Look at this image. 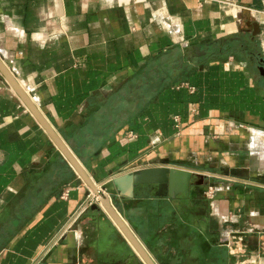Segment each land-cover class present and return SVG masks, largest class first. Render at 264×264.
<instances>
[{
	"label": "crops",
	"instance_id": "obj_1",
	"mask_svg": "<svg viewBox=\"0 0 264 264\" xmlns=\"http://www.w3.org/2000/svg\"><path fill=\"white\" fill-rule=\"evenodd\" d=\"M255 22L264 0H0V57L97 187L194 173L114 199L156 264H264ZM90 192L0 71V264H145Z\"/></svg>",
	"mask_w": 264,
	"mask_h": 264
},
{
	"label": "water",
	"instance_id": "obj_2",
	"mask_svg": "<svg viewBox=\"0 0 264 264\" xmlns=\"http://www.w3.org/2000/svg\"><path fill=\"white\" fill-rule=\"evenodd\" d=\"M254 28L258 29L259 32L261 31V26L258 22H255ZM259 32L256 33L255 36L259 35ZM4 53L5 52L0 50V56L3 57ZM6 63L11 66L9 60H6ZM0 71L13 86L29 111L51 136L57 147L63 153L65 160H67L72 165L79 176L90 186V193L101 196L102 206L94 204L92 205V209H103L105 212H107L126 240L132 245L136 253L142 258L144 263L156 264L133 228L117 210L116 206L114 205V199L117 197L134 199L138 190L143 186H158V194L160 196H166L168 193L173 196V193H175L178 188L181 189L185 194H188L194 173L178 168H147L117 176L112 180L102 184L100 187H97L91 181L72 150L68 147L62 137L54 130L38 107L34 104L30 96L17 81L16 77L10 71L1 57ZM259 72L264 79V62L259 66Z\"/></svg>",
	"mask_w": 264,
	"mask_h": 264
},
{
	"label": "built area",
	"instance_id": "obj_3",
	"mask_svg": "<svg viewBox=\"0 0 264 264\" xmlns=\"http://www.w3.org/2000/svg\"><path fill=\"white\" fill-rule=\"evenodd\" d=\"M259 40H260V45H261V53H262V56L264 59V27L262 28V31L260 33ZM3 57L5 60H8V56H7L6 52L4 53ZM190 90L192 92H194V88H190ZM175 121H176L177 127H180V122H181L180 118L176 117ZM212 193H214V188H210L208 195H211ZM67 196H68V194L66 192L63 197L66 198ZM100 201H101L100 197L89 196L88 201L84 204V209L87 210V209L91 208L92 205H94L96 203H100Z\"/></svg>",
	"mask_w": 264,
	"mask_h": 264
},
{
	"label": "rangeland",
	"instance_id": "obj_4",
	"mask_svg": "<svg viewBox=\"0 0 264 264\" xmlns=\"http://www.w3.org/2000/svg\"><path fill=\"white\" fill-rule=\"evenodd\" d=\"M89 196H95V197H100L101 198V196H98V195H95V194H93V193H90L89 195H88V197ZM88 201V200H87ZM86 201V202H87ZM97 205H100V206H102V202L100 201V203H96ZM116 206V205H115ZM117 207V206H116ZM85 210V209H84ZM117 210L120 212V214L123 216V218H125V220L130 224V226L133 228V230L135 231V233H137V235L139 236V238L143 241V239L141 238L142 236H140V234H138V230L135 228V226H134V223L129 219V218H127L120 210H119V208L117 207ZM167 239H165V241H166ZM145 243V242H144ZM145 245L148 247V245L149 244H146L145 243ZM149 248V247H148ZM160 262H162V261H160Z\"/></svg>",
	"mask_w": 264,
	"mask_h": 264
}]
</instances>
